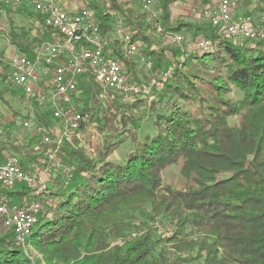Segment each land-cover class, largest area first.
I'll use <instances>...</instances> for the list:
<instances>
[{
  "label": "trees",
  "instance_id": "obj_1",
  "mask_svg": "<svg viewBox=\"0 0 264 264\" xmlns=\"http://www.w3.org/2000/svg\"><path fill=\"white\" fill-rule=\"evenodd\" d=\"M175 2H159V34L168 42L160 44L139 6L122 0H111L109 8L91 4L103 34L111 35L121 20L133 42L141 43L138 55L151 62L152 81L145 93V74L136 70L134 57L122 53V42L109 44L137 92H109L102 99L93 77L82 75L73 99L88 122L71 134L74 142L63 138L57 152L62 167L48 191L36 195L25 184L6 191L10 206H42L27 243L44 258L37 264H264V42L232 41L209 24L173 19ZM242 4L243 16L264 14V0ZM27 7L16 8L42 25L43 17ZM186 32L191 43L171 41ZM201 38L209 50L195 47ZM7 39L30 58L53 40L44 27L32 35L14 25ZM6 60L0 51V68ZM7 80L2 74V100L10 88L17 90ZM31 102L34 115L24 117L33 122L29 130L40 125L54 138L52 112ZM14 117L11 129L22 113ZM146 120L150 129H142ZM87 123L98 135L91 150L77 139ZM128 142L132 149L111 160ZM50 149L56 150L37 135L21 143L0 133V163L17 156L26 170L42 171ZM172 167L179 168L178 186L164 181ZM4 230L0 264H35L14 231Z\"/></svg>",
  "mask_w": 264,
  "mask_h": 264
},
{
  "label": "built area",
  "instance_id": "obj_2",
  "mask_svg": "<svg viewBox=\"0 0 264 264\" xmlns=\"http://www.w3.org/2000/svg\"><path fill=\"white\" fill-rule=\"evenodd\" d=\"M3 1L14 7H31L33 12L43 17L39 27L49 31L53 39L41 45L33 58L15 50L8 59L7 81L28 100L34 99L47 106L56 121V125L50 128L54 129V138L47 128L40 125L36 126L34 133L41 137L43 144L54 145L56 149L45 153L49 166L44 172L37 168L35 172L26 170L17 156H9L0 163V223L5 229L14 231L18 244L26 246L42 206L39 203L10 206L6 191L13 190L19 184L34 189L36 195L48 191L53 171L62 167L57 152L63 138L69 140L73 132L88 122V116L78 110L73 99L78 92L79 78L90 74L103 92L125 94L132 89L128 83L126 66L107 48L112 42L120 41L123 44L122 53L126 57H134L139 53L140 44L133 42V33L121 20L116 22L111 35L102 33L91 4L109 8L111 0H86L87 3L78 11L69 10L68 0ZM122 1L139 6L146 22L161 32L159 16L155 11L160 0ZM259 1L255 0L256 3ZM242 2L212 0L204 8L202 17L217 33L226 35L232 41L264 42V14L238 15ZM2 36L0 32V38ZM171 41L181 44L186 39L183 35H177ZM195 47L202 51L209 50L211 44L201 38ZM143 62L151 68V62ZM32 124V121H27L24 127L31 129Z\"/></svg>",
  "mask_w": 264,
  "mask_h": 264
},
{
  "label": "rangeland",
  "instance_id": "obj_3",
  "mask_svg": "<svg viewBox=\"0 0 264 264\" xmlns=\"http://www.w3.org/2000/svg\"><path fill=\"white\" fill-rule=\"evenodd\" d=\"M240 13H241V11H239V14ZM183 19L185 21H187V22H193V23H196L198 25H204L206 23V21L203 20L202 18L200 20H198L197 18H194V16H193V19L188 18V17H185ZM182 35L186 39V42H184L185 44L191 43L192 34L190 32L183 33ZM155 36L157 38V43L158 44L164 43V42L168 43L167 41H165L161 37V34H159V32H157ZM184 43H181L179 45H182ZM174 44H177V43H174ZM141 50H142V45L140 43V49H139V54L140 55H141ZM140 55L134 56V59L136 60V70L139 71V72L142 70L144 72L145 76H143V78H142L143 81L142 82H143V85H144L145 93H148V91H147L148 83L152 81L151 80L152 76L150 74L149 66H147L143 61H140V59H141ZM7 56H10V55H7ZM8 59H9V57H7L6 63L1 66L2 74H5V75H7L8 72H9ZM126 70H127L128 79H129L131 77V75L129 74V70L127 69V67H126ZM129 83H130V87L132 89L129 90L127 94H129L133 90H135L134 89V84L132 83V81H129ZM12 89L13 90H11V88H10V91L6 93V96L4 97V100H2L0 98V133H2V132L4 134L5 133H9L13 139H18L19 142L25 143L31 137H33L35 135L32 131H30L29 129L24 128V126H22L23 122H27L24 117L26 115H28V113H30L31 116L34 115V109H33V106H32L33 103L30 100H28V99H23V96H22L21 92H18L13 87H12ZM0 90H1V86H0ZM136 92H137V90H136ZM108 94H109V92L105 93V92L102 91V96L100 98L106 99V96ZM117 94L118 93H113L112 96H115ZM129 95H128V97H125L126 95L124 96L126 100H129ZM238 95L239 94H237V93L234 94V96H236V97ZM19 111L22 113V117L17 119L16 123H18V124L13 126L12 129L9 128V127H11V123H12L10 121V119L13 120L15 118L14 117V112H19ZM145 128H148V129L151 128V123L149 124L147 122V120L142 125V129H145ZM95 129H96L95 124L87 123V125L85 127V130L78 134L77 139L80 141V145L82 147H84L85 149L91 150L89 148L90 147L89 142H91L92 144H95V142L97 141L98 135L96 134ZM73 139H74V136L71 135V137H70V139L68 141L74 142ZM130 149H132V143L128 142L123 147H121L115 155H113L111 157V160H119V159H121L126 153H128L130 151ZM21 159H23V158H21ZM41 161H43V160H41ZM52 169L54 170V168H52ZM37 170H38V168H37ZM44 171L45 170L42 169L41 172H44ZM53 174H54L53 177H55L56 176L55 171H53ZM180 180H181L180 179V172H179V168L178 167H172V168L168 169L166 171V173L164 174V181L167 184H172V185L179 184L180 185V183H181ZM2 231H5V230H2V227L0 225V233ZM24 251H25V254L31 260H33L35 264H37L38 261H40V263H42V261L44 259L43 256L40 255V253L37 250H35L32 246H30L29 244L25 246ZM43 264H45V263H43Z\"/></svg>",
  "mask_w": 264,
  "mask_h": 264
},
{
  "label": "crops",
  "instance_id": "obj_4",
  "mask_svg": "<svg viewBox=\"0 0 264 264\" xmlns=\"http://www.w3.org/2000/svg\"><path fill=\"white\" fill-rule=\"evenodd\" d=\"M211 2L212 0H209V3H203V0H176V2L170 6L172 18L188 17L193 19L194 16V18L198 20L201 18L203 19L202 12ZM86 3V0H68L67 5L70 11H78ZM17 9L19 8L7 5L3 0H0V32L3 33V36L0 38V51L4 52L6 57H9L7 55L11 56L15 51V47L11 44L9 39H7V35H9L11 30V25L19 29L29 30L32 35L36 34L39 28V22L35 18L29 16V12H19ZM29 11L31 12L32 10L29 8ZM155 11L158 16L161 14L159 3H157ZM239 11H241V13L239 14L238 12V15H243V7H241ZM2 85V68H0V86L2 87ZM10 121L12 122L13 120L10 119ZM4 229L5 228L2 226V230Z\"/></svg>",
  "mask_w": 264,
  "mask_h": 264
}]
</instances>
